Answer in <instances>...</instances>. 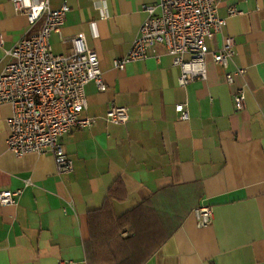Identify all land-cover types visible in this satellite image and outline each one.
I'll list each match as a JSON object with an SVG mask.
<instances>
[{"label": "crops", "instance_id": "crops-1", "mask_svg": "<svg viewBox=\"0 0 264 264\" xmlns=\"http://www.w3.org/2000/svg\"><path fill=\"white\" fill-rule=\"evenodd\" d=\"M156 0H49L50 8L69 6L52 51L66 55L72 38L83 33L98 56L106 84L85 86L84 116L95 123L61 138L73 170L59 174L52 155L8 151L9 105H0V191L21 190L16 206L0 204V264H87V213L102 207L120 179L127 199L112 202L122 215L154 192L156 207L179 213L178 229L143 264H264V0H216L226 20L223 34L234 39L228 66L207 57L205 80L178 85L180 68L163 44L123 70V57ZM234 6L240 14L230 15ZM24 14L0 0V71L8 51L28 31ZM221 37L208 41L211 49ZM244 68L229 84L225 74ZM243 87L246 101L235 109L233 93ZM185 103L188 119L175 105ZM128 109L125 124L105 119L112 106ZM29 183V184H27ZM209 206L210 224L198 227L194 211ZM128 233L122 232L125 237Z\"/></svg>", "mask_w": 264, "mask_h": 264}, {"label": "built area", "instance_id": "built-area-1", "mask_svg": "<svg viewBox=\"0 0 264 264\" xmlns=\"http://www.w3.org/2000/svg\"><path fill=\"white\" fill-rule=\"evenodd\" d=\"M16 12L26 16L28 31L8 51L10 60L0 71V105H9L11 115L6 119L8 137L6 146L16 157L29 153L52 155L59 174L73 170V162L65 153L61 138L73 129L89 128L93 117L83 115L87 108L85 86L95 83L101 92L106 84L93 49L86 45L85 35L72 38V50L66 55L52 51L50 37L60 33L69 6L51 9L49 0H10ZM147 17L138 36L127 53L113 61L123 70L136 60L145 59L148 48L163 44L172 56L173 65L180 68L178 85L185 87L195 79L205 80L207 57L223 68H228L235 41L223 34L226 20L217 15L216 0H156L144 7ZM230 15L240 14L236 7L228 8ZM221 37L220 46L211 49L208 41ZM4 38L0 33V46ZM244 68H235L225 74L231 84L236 76L243 77ZM235 109L245 108L243 87L233 93ZM180 120L188 119L185 103L175 105ZM105 119L114 125L125 124L129 112L123 106H110ZM29 184V183H27ZM21 190L0 191L2 206H16ZM198 227L210 224L212 209L198 207L195 211ZM59 264H71L61 261Z\"/></svg>", "mask_w": 264, "mask_h": 264}, {"label": "trees", "instance_id": "trees-1", "mask_svg": "<svg viewBox=\"0 0 264 264\" xmlns=\"http://www.w3.org/2000/svg\"><path fill=\"white\" fill-rule=\"evenodd\" d=\"M163 195H153L122 215L112 202L125 201L127 193L120 179L107 191L101 208L87 213L89 239L85 242L87 264H143L178 229L179 213L156 207ZM122 232L128 234L123 237Z\"/></svg>", "mask_w": 264, "mask_h": 264}]
</instances>
